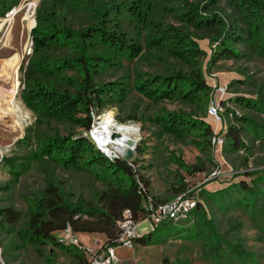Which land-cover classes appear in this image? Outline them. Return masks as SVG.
Wrapping results in <instances>:
<instances>
[{
	"label": "trees",
	"instance_id": "16d2710c",
	"mask_svg": "<svg viewBox=\"0 0 264 264\" xmlns=\"http://www.w3.org/2000/svg\"><path fill=\"white\" fill-rule=\"evenodd\" d=\"M13 4L0 0V16H4ZM59 7L89 12L91 23L84 27L67 24L61 18ZM36 20L31 31L33 55L26 67H22L20 98L35 114L38 124H45L46 129L24 139V143L34 141L38 146L27 163L19 157L4 156L0 165L8 170L14 184L34 161H48L66 170L93 173L105 183L102 196L109 202L104 206L86 205L83 200L74 203L51 178L46 180L42 193L29 204L25 220L12 209L0 207V229L6 222L16 226L22 220L16 232L22 246L31 245L43 255L44 247L51 244L73 256L79 264H89L87 249L64 241V230L68 226L78 232L103 233L107 236L106 244L117 246L121 233L118 222L126 209L136 220H142L148 215L146 204L150 200L167 201L149 192L148 182L142 179L143 183L138 176L134 159H111L89 135H84L92 131L94 115H101L108 105L122 104L132 90L156 104L179 101L199 105L211 90L202 70L207 53L199 41L208 39L213 45L210 65L222 59L240 58L242 52L233 46L235 43L245 44L254 55L264 58V0H42ZM61 51L66 53L57 56ZM149 54L174 59L190 72L179 69L169 74L137 75L135 69L136 77L128 82L96 80L102 66L111 65L115 60L123 65V61L134 62L148 58ZM237 100L254 109L264 106L263 100L242 97ZM195 115V112L165 111L154 114L150 121L161 133L178 140L195 135L203 142L212 143L211 125ZM120 120L131 122L139 118L134 112ZM234 120L243 126H258L249 117L235 115ZM53 122L66 124L70 131L62 135L58 127H52ZM240 135L239 128L233 125L225 133L234 148L240 145ZM185 167L191 173L205 170L203 166ZM239 176L257 177L251 182L241 179L225 193L230 197L231 206L241 204L250 210L255 224V217L264 214V187L261 186L264 170L247 171ZM2 189L8 190L10 186ZM179 191L190 189L182 185ZM191 194L199 198L200 193L193 191ZM204 211L199 203L191 214ZM205 220L217 241L221 235L211 220L207 217ZM176 224L163 223L142 238L145 243L152 244V235L170 232L178 227ZM240 241L230 246L246 259L253 253L241 249ZM160 264L167 263L164 260Z\"/></svg>",
	"mask_w": 264,
	"mask_h": 264
},
{
	"label": "rangeland",
	"instance_id": "374dc122",
	"mask_svg": "<svg viewBox=\"0 0 264 264\" xmlns=\"http://www.w3.org/2000/svg\"><path fill=\"white\" fill-rule=\"evenodd\" d=\"M9 1L14 4L8 11L14 9L16 13L6 17V12L4 16H0V71L4 72L3 78L8 83L10 99L8 105L3 106L4 110L0 107V151L3 157H19L22 162L27 163L38 146L34 141L24 143V139L28 136L32 138L36 132L46 129L45 124H38L35 114L20 98L23 88L22 67H26L33 55V50L30 55L26 54L25 47L29 46L32 28L37 24L36 15L42 0ZM59 9L63 22L67 24L84 27L91 23L89 12L79 13L64 7ZM199 43L207 53L202 61L204 77L211 88L207 99H202L199 105L179 101L156 104L132 90L122 104L108 105L101 115L95 114L92 131L84 133L100 149L102 148L95 141L93 133L97 128L102 126L110 133H115V137L119 132L120 138L123 133H127L138 142L133 159L136 161L138 176L143 183L148 182L150 193L161 201H169L182 193L184 190L179 189L185 185L191 192L198 191L199 199L205 205L204 212L191 214L186 220L178 222V227L172 228L170 232L160 231L152 235V244L139 238L133 248L117 245L116 255L121 264H160L164 260L167 264H264V214L256 216L254 224V216H251L250 210L241 204L231 206L230 197L225 193L229 186L237 185L241 179L251 182L257 177H238V174L264 170V106L254 109L237 100L242 97L264 101V58L254 55L245 44L235 43L233 46L242 52L240 58L222 59L210 65L208 61L213 45L208 39L200 40ZM64 53L66 52L61 51L57 56ZM15 55L18 63L13 67L9 60ZM148 56L134 62L123 61V65L115 60L113 64L99 68L96 80L128 82L136 77L135 69L138 71L137 75L169 74L179 69L185 73L190 72L188 67L174 59L162 58L160 55L154 57L153 54ZM221 86L228 87V95L222 101L223 122L216 125L208 117L207 108L217 97L216 91ZM165 111L195 112V116L211 125L213 132L226 133L233 125L240 130V145L234 148L226 136L224 146L217 148L195 135L178 140L163 134L151 123L150 118ZM134 112L139 120H120ZM235 115L249 117L258 126H243L234 120ZM109 116L112 120L110 127L106 121ZM52 127H58L62 135L70 131L64 123L53 122ZM111 147L108 156L114 157L117 151L114 145ZM185 166H203L205 170L191 173ZM215 171H220L221 174L214 179L210 178ZM51 178L74 203L83 200L86 205L104 206L109 202L102 196L106 189L105 183L96 179L93 173L66 170L48 161H34L32 167L15 184L8 170L0 165V207L12 209L25 220L29 204L42 193L46 180ZM7 185L10 189H2ZM261 186L264 187V183ZM232 195L235 196L234 193ZM206 217L221 235L217 241L206 223ZM21 226L22 220L16 226L6 222L4 228L0 229V264H79L73 256L51 244L44 247L43 255L38 254L31 245L22 246L16 233ZM70 228L72 237L70 235L66 239L67 244L87 251L93 248L95 251L92 252L100 250L106 244L107 236L103 233L78 232L71 226ZM85 236L89 237V246L80 239ZM239 241L241 249L253 253L246 259H242L230 246ZM88 258H91L90 253Z\"/></svg>",
	"mask_w": 264,
	"mask_h": 264
},
{
	"label": "built area",
	"instance_id": "2783aa9c",
	"mask_svg": "<svg viewBox=\"0 0 264 264\" xmlns=\"http://www.w3.org/2000/svg\"><path fill=\"white\" fill-rule=\"evenodd\" d=\"M14 13H16V10L14 9L7 11L6 17H9L11 14ZM32 50L33 40L31 37L29 41V46L27 45V47H25L26 54L30 55ZM226 95H228V87H219L216 91L217 97L210 102L207 108V115L211 119L213 124L220 125L223 122L222 101L226 99ZM94 139L99 145L98 140L96 138ZM119 139L117 138V140ZM224 144L225 133L215 131L212 137V145L217 148H222ZM115 151H117V153H115L114 157L108 156L110 155L109 151L104 150L103 152L111 159L116 157H123L122 155L124 154V151H121L120 149H115ZM2 158L3 154L0 151V161L2 160ZM220 174V171H215L212 173L210 178L214 179ZM200 202L203 206H205L204 203L198 198V195L191 194V191L183 192L177 195L175 199L165 202L155 203L150 200L149 203L146 204V210L148 212V215L142 220H136L132 212L129 209H126L124 211L123 218L118 222L121 229V233L117 238V245H124L126 247L133 248L136 244L137 239L142 238L143 236H145V234L154 231L159 225L168 222L178 223L180 221L186 220ZM71 233V228L70 226H68L64 230L63 237L65 242L66 239L70 237ZM115 248L116 246L114 245L105 244L100 250H97L96 252L88 250L91 254L89 264H117L118 258L116 255Z\"/></svg>",
	"mask_w": 264,
	"mask_h": 264
},
{
	"label": "bare ground",
	"instance_id": "6f19581e",
	"mask_svg": "<svg viewBox=\"0 0 264 264\" xmlns=\"http://www.w3.org/2000/svg\"><path fill=\"white\" fill-rule=\"evenodd\" d=\"M9 63H12L13 67H15V65L18 63L17 55L13 56L9 60ZM3 75H4V72L0 71V107H2L4 110L3 106L8 105V102L10 99H9V94H8V83L4 80ZM106 121L108 122L106 123L110 127L111 125L110 123H112L111 116H109ZM93 133L95 135L94 138L96 137V139L99 142V145L102 148H104L105 151L107 150L110 151V149H112V147L110 148L111 145H114L115 149L117 150L120 149L122 151H125V149L131 145L130 140H134L130 138L127 133H123L122 135L123 137L119 139L121 136L119 132H117V136L115 137V133H110L108 130L103 129L102 126L97 128ZM117 138L119 140H117Z\"/></svg>",
	"mask_w": 264,
	"mask_h": 264
},
{
	"label": "water",
	"instance_id": "95a60500",
	"mask_svg": "<svg viewBox=\"0 0 264 264\" xmlns=\"http://www.w3.org/2000/svg\"><path fill=\"white\" fill-rule=\"evenodd\" d=\"M130 143L131 145L129 147H127L124 151V154H123V157L126 159V160H131L133 159L134 157V149L137 145V140H130Z\"/></svg>",
	"mask_w": 264,
	"mask_h": 264
},
{
	"label": "crops",
	"instance_id": "0c3cea01",
	"mask_svg": "<svg viewBox=\"0 0 264 264\" xmlns=\"http://www.w3.org/2000/svg\"><path fill=\"white\" fill-rule=\"evenodd\" d=\"M80 239H81V241H83V242L86 244V246H89V242H90L89 237L85 236V237H82V238H80ZM90 248H91V247H90ZM96 249H97V248H96ZM90 250H91V251H95L93 248H91ZM118 262H119V260H118ZM117 264H121V263L119 262V263H117ZM134 264H137V263L134 262Z\"/></svg>",
	"mask_w": 264,
	"mask_h": 264
}]
</instances>
